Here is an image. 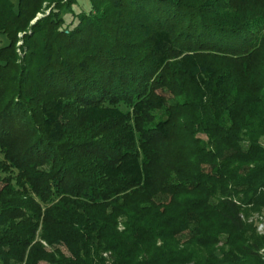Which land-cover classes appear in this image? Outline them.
<instances>
[{"label":"trees","instance_id":"1","mask_svg":"<svg viewBox=\"0 0 264 264\" xmlns=\"http://www.w3.org/2000/svg\"><path fill=\"white\" fill-rule=\"evenodd\" d=\"M54 1L0 0V264H264V0H87L9 59Z\"/></svg>","mask_w":264,"mask_h":264},{"label":"rangeland","instance_id":"2","mask_svg":"<svg viewBox=\"0 0 264 264\" xmlns=\"http://www.w3.org/2000/svg\"><path fill=\"white\" fill-rule=\"evenodd\" d=\"M12 1L14 3L16 2V0H12ZM59 1H60V3L57 4ZM73 1H74V3L71 5V9L64 8L66 6L69 7L70 3H72ZM58 2L54 1V3H49V4L47 2L43 3L41 9L29 21L26 30L25 31H19L15 34L14 52L13 51H11L12 53L9 52L10 53L9 59H13V61H15V62H21L22 58L25 56V50L23 47L24 41L26 40L25 35L30 34L32 26H34L44 16L52 15L55 19L59 20L60 23H62V25H61L62 27H68L71 25V21L73 20V15H74L73 13L78 12V11H87L89 9V4H88L87 0H58ZM227 3L230 4V6H231V3H229V2H227ZM211 6H212L211 9H215V10L224 9V10L229 11L230 13H233V11H234L230 7L224 8V6H227V4H225V0H214L213 4ZM247 6L249 7V5H247ZM247 6H246V8H247ZM209 7H210V5H209ZM7 42H8L7 37L5 35H0V47L5 45ZM180 58H181V56L175 57L172 55V57L170 59V63L173 64L172 65L173 68H177L178 70L185 68L183 66V63H182ZM178 77L179 78H177V81H178L177 83H179V82L180 83L177 84L176 86H174L176 89V92H170V90H168V89L163 90L165 93L164 94L165 100L167 102H170V101H173L174 99H177V100L179 99V101L185 99L186 101H189V103H190V101L193 99L192 93L190 92L187 84H185V83L183 84V75L182 76L180 75ZM181 89H182V92H181ZM152 103H154V102H152ZM190 105H192V103H190ZM119 106L123 107L124 109L127 108L126 105H124V104H120ZM165 108L167 109L166 105H164L162 108H156L154 106V104L149 103L148 108L146 109V115L144 117L141 116L137 119L133 118V117H132L133 119L129 118L127 120V123L132 125L136 121L137 123H140L141 125H144V126H148V127L153 126L157 121L166 118V109ZM188 111H189V109H187L186 112L188 113ZM95 129H97V127L93 128L92 131H95ZM202 138H204L203 135H202ZM260 141H261V143L264 144V136H262L260 138ZM159 168L165 169L166 166L161 164L159 166ZM4 174H7V173H3V172L0 173L1 177ZM0 185H1V183H0ZM256 218H257V216H253V219L250 218V220H253L251 222L253 227L256 226L257 232L261 234L262 230L261 231L258 230L259 223H258V220ZM263 232H264V229H263Z\"/></svg>","mask_w":264,"mask_h":264},{"label":"built area","instance_id":"3","mask_svg":"<svg viewBox=\"0 0 264 264\" xmlns=\"http://www.w3.org/2000/svg\"><path fill=\"white\" fill-rule=\"evenodd\" d=\"M263 229H264V222H261V223H259V225H258V230H259V231L262 230L261 232L264 233V232H263ZM263 250H264V249H262V251H263Z\"/></svg>","mask_w":264,"mask_h":264}]
</instances>
